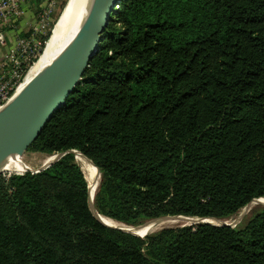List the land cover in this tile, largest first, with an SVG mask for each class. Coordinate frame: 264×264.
I'll list each match as a JSON object with an SVG mask.
<instances>
[{"label":"trees","instance_id":"1","mask_svg":"<svg viewBox=\"0 0 264 264\" xmlns=\"http://www.w3.org/2000/svg\"><path fill=\"white\" fill-rule=\"evenodd\" d=\"M27 150L83 154L100 172L94 209L130 226L227 220L264 198V0H117L81 82ZM88 184L73 153L0 176V264H264L263 205L235 226L138 235L92 214Z\"/></svg>","mask_w":264,"mask_h":264},{"label":"water","instance_id":"2","mask_svg":"<svg viewBox=\"0 0 264 264\" xmlns=\"http://www.w3.org/2000/svg\"><path fill=\"white\" fill-rule=\"evenodd\" d=\"M116 3L117 0H90L79 27L67 44L49 63L37 71L28 81L24 82L1 106L0 176L7 173L23 174L28 171H41L54 164L66 153H73L76 162L80 166L76 156L81 153L74 150L52 155L44 166L36 170H31L27 167L19 170L18 163L25 165L22 162L24 153L35 141L53 114L65 105L68 96L74 91L77 84L81 82L86 68L99 51L104 29L108 24ZM99 177L100 172L98 179ZM94 193L95 191L91 194V189L88 184L89 208L92 214L107 226L116 227L135 234H138L137 231L139 229L147 230L149 228H155L158 224L170 220L190 222V224H180L181 226L195 223L235 226L254 208V205H257L256 202L260 199H255L244 206L235 215L232 223L214 218L175 215L154 218L140 225L130 226L124 224L125 226L122 227L108 225L102 220V215L93 207ZM149 233L146 232L144 235Z\"/></svg>","mask_w":264,"mask_h":264},{"label":"built area","instance_id":"3","mask_svg":"<svg viewBox=\"0 0 264 264\" xmlns=\"http://www.w3.org/2000/svg\"><path fill=\"white\" fill-rule=\"evenodd\" d=\"M35 0H0V46L3 54L0 58V108L21 86L29 71L22 75V58L24 61L35 56L40 45L39 36L44 35L52 23L55 0L42 3L36 25H31L29 36H22L17 31V24ZM12 30L13 38L6 34ZM19 174V173H11ZM7 173L3 176L9 177Z\"/></svg>","mask_w":264,"mask_h":264},{"label":"bare ground","instance_id":"4","mask_svg":"<svg viewBox=\"0 0 264 264\" xmlns=\"http://www.w3.org/2000/svg\"><path fill=\"white\" fill-rule=\"evenodd\" d=\"M89 2H90V0H69L68 1L62 15L60 16L59 20L57 21V23H56V25H55L52 33H51V36L47 42L44 54L40 57V59L38 61L39 64L40 63L43 64V67H44L67 44V42L74 35L75 31L79 27L85 13H86ZM56 51H58V53L53 58H50V56ZM30 78L27 79V75H26L24 82L28 81ZM24 82L21 84V86L24 84ZM81 160L83 161V164L85 165V166H83L84 168L89 166V177H91V180H89V181H91V183H89V184L91 186V194H93V192L95 190L94 188L96 187V183L98 182L97 181L98 175L96 174V169H94V167H92L91 164L89 165L88 161L84 160L83 157ZM18 168H20L19 170H21V169L26 168V166L23 165L22 163H18ZM262 202H264V198L259 199V201H257L256 203L260 204ZM254 206H256V205H254ZM101 218L106 224L118 225V226H122V227L125 226L123 223L118 222L116 220H113L109 217L101 216ZM177 222H178V220L165 221V222L160 223L155 228H149L147 230L146 229H139V231L151 232L157 228L161 229V228L166 227L167 225L175 224ZM186 224H187V222H186Z\"/></svg>","mask_w":264,"mask_h":264},{"label":"rangeland","instance_id":"5","mask_svg":"<svg viewBox=\"0 0 264 264\" xmlns=\"http://www.w3.org/2000/svg\"><path fill=\"white\" fill-rule=\"evenodd\" d=\"M44 2H46V4L48 3V0H43ZM43 1L42 0H35V1H33V3L31 4V7H32V9L31 10H33L32 12L34 13V16H33V21H32V23H31V25H36V23L38 22V18H39V13H40V10L42 9V3H43ZM68 1L69 0H55V8H54V11H53V13H52V23L54 22V25H53V27H52V29H51V33H52V31H53V29H54V27H55V25H56V23H57V21L59 20V18H60V16L62 15V13H63V11H64V9H65V7H66V5H67V3H68ZM23 18V17H22ZM20 21H21V19H20ZM51 23V24H52ZM50 24V25H51ZM30 25V26H31ZM50 25H49V27H48V29L50 28ZM29 26V28L28 27H24L25 29H24V31L20 28H18V24H17V31H18V33H21V34H23L22 36H29V34H30V32H31V27ZM47 29V30H48ZM14 33V32H13ZM11 36H13V35H11ZM51 36V35H50ZM13 38V37H12ZM50 38V37H49ZM49 40V39H48ZM48 42V41H47ZM46 45H47V43H46ZM46 45H45V47H44V49H43V51H42V53L39 55V57H38V59H37V61H35V63L31 66V68L29 69V71H28V73H27V79L28 78H30V77H32L37 71H39L42 67H43V64H39V59H40V57L44 54V51H45V48H46ZM58 53V51H56V52H54L51 56H50V58H53L56 54ZM50 157L51 156H48V155H46V154H43V153H39V152H35V151H29V150H27L25 153H24V155L22 156V162L26 165V167L28 168V169H31V170H36V169H38V168H40V167H42V166H44L46 163H47V161L50 159ZM82 157L84 158V160H86V161H88V164L90 165L91 164V166L92 167H94V169H96V174L97 175H99V171L97 170V168L86 158V157H84L82 154H78L77 156H76V159H77V161L79 162V164H80V167H81V169H82V171H83V173H85L84 175H85V177L87 178V181H88V183H91V181H89V180H91V177H89V166H87V167H83V166H85L84 164H83V161L81 160L82 159ZM85 171V172H84ZM97 181H99V179H98V176H97ZM89 186H90V184H89ZM96 187H97V183H96ZM96 187L94 188V189H96ZM90 189H91V186H90ZM95 191V190H94ZM264 206V202H262V203H260V204H257L256 206H254V207H258V206ZM235 216H233V217H231V218H229V219H227L226 220V222H228V223H232V221L234 220L233 218H234ZM183 223H185L186 224V222H181V221H179V222H177V223H175V224H171V225H180V224H183ZM187 224H190V222H187ZM159 225V224H158ZM157 225V226H158ZM156 226V227H157ZM167 226H170V225H167ZM159 230V228H157V229H155L154 231H158ZM139 231V230H138ZM153 231V232H154ZM140 233H142V231H139Z\"/></svg>","mask_w":264,"mask_h":264},{"label":"crops","instance_id":"6","mask_svg":"<svg viewBox=\"0 0 264 264\" xmlns=\"http://www.w3.org/2000/svg\"><path fill=\"white\" fill-rule=\"evenodd\" d=\"M31 9H32V7L30 5L27 8L26 13L24 14L23 18H21V21L18 22V28L19 29L21 28L23 31L25 29L24 27H28L29 28V26L31 25V23L33 21L34 13L32 12L33 10H31ZM8 31L9 32H7L6 35L8 37L12 38L13 37V36H11V35H13L12 30H8ZM21 35H23V34H21ZM2 54H3V48L0 46V58H1Z\"/></svg>","mask_w":264,"mask_h":264}]
</instances>
